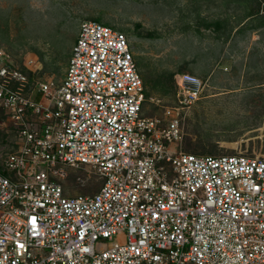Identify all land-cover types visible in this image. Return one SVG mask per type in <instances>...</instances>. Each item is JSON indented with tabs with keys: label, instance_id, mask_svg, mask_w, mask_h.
I'll return each mask as SVG.
<instances>
[{
	"label": "built area",
	"instance_id": "2783aa9c",
	"mask_svg": "<svg viewBox=\"0 0 264 264\" xmlns=\"http://www.w3.org/2000/svg\"><path fill=\"white\" fill-rule=\"evenodd\" d=\"M10 55L0 112L22 143L0 152V264H264V157L179 146L199 76L178 73L160 105L128 35L96 20L82 21L59 80L31 81ZM150 100L162 115L146 114ZM56 165H89L102 185L69 194Z\"/></svg>",
	"mask_w": 264,
	"mask_h": 264
},
{
	"label": "rangeland",
	"instance_id": "374dc122",
	"mask_svg": "<svg viewBox=\"0 0 264 264\" xmlns=\"http://www.w3.org/2000/svg\"><path fill=\"white\" fill-rule=\"evenodd\" d=\"M258 7L260 15H251ZM84 20L126 32L148 95L160 105L173 103L179 72L205 82L201 97L187 110L182 150L264 157V1L0 0V50L9 52L31 81L59 80ZM215 21L221 26H206ZM160 105L148 101L146 114L162 115ZM6 131L0 119L5 156L10 142L12 151L22 143ZM43 167L49 172L47 164ZM50 174L72 195H91L102 185L89 165H56Z\"/></svg>",
	"mask_w": 264,
	"mask_h": 264
},
{
	"label": "trees",
	"instance_id": "16d2710c",
	"mask_svg": "<svg viewBox=\"0 0 264 264\" xmlns=\"http://www.w3.org/2000/svg\"><path fill=\"white\" fill-rule=\"evenodd\" d=\"M255 2L257 1L259 4L262 2V1H264V0H254ZM253 13L251 14V15H254L255 17H257V16H259L260 15V8L258 7V8H256V9H253V10H251ZM96 21H98V20H96ZM100 22V21H99ZM216 25L217 27H220L221 26V22L220 21H215V22H210V23H207V27L208 26H210V25ZM261 25H264V21H262L261 22ZM126 33V32H125ZM136 57V56H135ZM137 59V58H136ZM143 79H144V82H145V85H146V80H145V78L143 77ZM172 80V79H171ZM175 85V89L173 90V94L175 95V92H176V83L174 84ZM147 86V85H146ZM147 95H148V90H147ZM2 113V112H1ZM1 120H2V116H1V118H0ZM190 144H192V142H190ZM197 146H200V145H197ZM191 150V148L189 149V150H187V151H189V152H193L194 153V151H190Z\"/></svg>",
	"mask_w": 264,
	"mask_h": 264
},
{
	"label": "clouds",
	"instance_id": "9594fccd",
	"mask_svg": "<svg viewBox=\"0 0 264 264\" xmlns=\"http://www.w3.org/2000/svg\"><path fill=\"white\" fill-rule=\"evenodd\" d=\"M186 72V71H185ZM179 73H181V72H179ZM189 73H191V72H189ZM192 74H194V73H192Z\"/></svg>",
	"mask_w": 264,
	"mask_h": 264
},
{
	"label": "crops",
	"instance_id": "0c3cea01",
	"mask_svg": "<svg viewBox=\"0 0 264 264\" xmlns=\"http://www.w3.org/2000/svg\"><path fill=\"white\" fill-rule=\"evenodd\" d=\"M185 72V71H184Z\"/></svg>",
	"mask_w": 264,
	"mask_h": 264
}]
</instances>
